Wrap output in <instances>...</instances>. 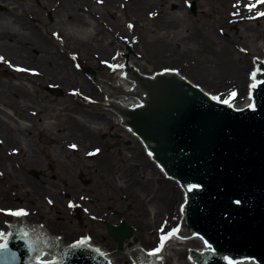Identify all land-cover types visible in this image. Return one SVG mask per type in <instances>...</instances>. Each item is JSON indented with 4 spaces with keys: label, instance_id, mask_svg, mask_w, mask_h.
Listing matches in <instances>:
<instances>
[{
    "label": "rangeland",
    "instance_id": "rangeland-1",
    "mask_svg": "<svg viewBox=\"0 0 264 264\" xmlns=\"http://www.w3.org/2000/svg\"><path fill=\"white\" fill-rule=\"evenodd\" d=\"M123 41L140 70L173 67L217 100L235 93L240 103L251 60L264 57V0H0V234L17 208L27 223H40L63 243L91 237L115 254L113 264H132L94 220L126 219L144 250L175 227L178 195L169 207H133L138 190L150 199L169 180L141 147L145 162H136L133 137L109 106L80 101L105 97L77 63L107 82L113 76L107 64ZM5 45L22 48L9 53ZM77 124L80 130L71 132ZM138 171L151 180L127 187ZM166 264H187L186 250L171 246Z\"/></svg>",
    "mask_w": 264,
    "mask_h": 264
},
{
    "label": "water",
    "instance_id": "water-1",
    "mask_svg": "<svg viewBox=\"0 0 264 264\" xmlns=\"http://www.w3.org/2000/svg\"><path fill=\"white\" fill-rule=\"evenodd\" d=\"M191 9L194 11V4H191ZM250 64L252 72L254 67L259 66V84L254 89L255 106L249 109L253 99L252 87L256 84L251 80L249 90H244L249 107L241 110L209 100L185 78L176 76L180 75L178 72L157 73L156 77L150 78L144 76L148 73L141 75L129 67L125 68L136 84L130 82L128 91L118 96L115 94L119 90L116 81L99 80L93 69L76 65L95 77L86 80H98V88L104 87L105 99L110 95L112 100H118V103L110 105L121 102L122 107L133 105L138 102L139 95L145 96L144 105L140 108H116L124 124L144 140L154 160L170 176L185 185L197 183L201 186L200 191L188 196L186 218L180 231L182 236L199 233L213 247L212 252H196L192 256L197 264H227L231 260L245 258H254L257 263L264 264V64L254 66L253 60ZM131 88L132 92L129 91ZM52 91L60 93L59 90ZM104 102L87 106H109ZM228 105L239 109V104ZM115 115L118 120L122 119L117 112ZM118 126L123 128L120 123ZM158 175L166 177L160 171ZM175 189H179L176 184ZM16 212L17 208L14 209ZM21 217H16L8 225L13 232L10 239L3 243L7 247L0 248V264H42L33 259L38 258L48 246L52 247L50 250L59 261L46 264H108L83 243L60 248L78 241L77 237L62 244L58 240L55 244L44 240L40 234L23 233L20 229L29 233L41 229L45 234L53 235L39 226L25 230ZM124 221L127 223L126 219ZM93 223L101 222L94 220ZM106 226L103 225V234L109 232L111 241L113 239L117 243L112 241L115 251L122 250L127 257H133L135 264H159L158 252H153L151 258L139 252L133 236H130V227L125 224L120 227ZM6 236L7 231L0 239ZM104 255L110 263L113 262L107 254ZM40 259L49 260L51 255L42 252Z\"/></svg>",
    "mask_w": 264,
    "mask_h": 264
},
{
    "label": "bare ground",
    "instance_id": "bare-ground-1",
    "mask_svg": "<svg viewBox=\"0 0 264 264\" xmlns=\"http://www.w3.org/2000/svg\"><path fill=\"white\" fill-rule=\"evenodd\" d=\"M9 37H12V36H9ZM14 40L16 39V37L14 36V38H13ZM6 46V51H9L8 49H11L10 50V52L9 53H12V52H14V51H20V49L22 48V47H20V46H18V47H10V46H8V45H5ZM261 61H263V58H259ZM130 64H132V65H128V67L130 68V69H136V70H138V71H140L142 74H145L146 72H144V71H142V70H140L139 68H138V66H136L134 63H130ZM53 68H58V65H51ZM173 67H164V68H160L159 70H157V71H160V70H164V71H169V72H178L183 78H185L187 81H189L190 83H192L194 86H196V87H198V88H200V89H202V91L204 92V93H208L209 95H211V93L209 92V91H207L206 89H204V88H202V87H200L199 85H197L196 83H194L193 81H191V79L189 78V77H187V76H185V75H183V74H181L179 71H177L175 68H173ZM166 69H169V70H166ZM175 69V70H174ZM235 70L237 71V69L235 68L234 69V72H235ZM154 72H156V71H153V72H150V73H148L149 75H151L152 73H154ZM236 74H235V77H236V80H235V83H237L238 84V82H239V79H240V73L239 72H235ZM114 75V78H113V80L115 81L118 77L119 78H121L120 76V73H119V71L118 72H115V73H113ZM113 76H111V77H109L108 79H107V82H113L112 81V77ZM103 81V80H102ZM251 81V80H250ZM118 88H119V91L120 92H123V90L125 89V88H130V82H128V80H123V79H119L118 80ZM247 84V83H246ZM248 85H249V82H248ZM247 85V87H248V90H249V86ZM122 86H124L125 88H123ZM247 87H246V85H245V90H247ZM213 94V93H212ZM208 95V96H209ZM213 98H216L214 95H211ZM212 97H210L209 96V98H211L212 99ZM237 99V98H236ZM236 99H232L231 101H229V103H231V104H239V109L240 108H247V107H249V105H248V102H247V99H246V96L244 95V97H243V102H240V103H237V102H235V100ZM234 101V102H233ZM115 118L116 119H118L117 117H116V115H115ZM109 120V119H108ZM110 121L111 120H109V123H110ZM79 124H77V126H75V127H71L69 130L71 131V132H74L75 130H77L78 129V131L80 130L79 128V126H78ZM117 129V128H116ZM115 129V131H114V133L115 134H117V131H119V129L118 130H116ZM133 138L131 139V143H132V149L135 151L134 152V154H135V157H136V162L137 163H143V162H145L143 159L142 160H140L139 158V156L141 155V150H140V145H139V142L137 141V139H134L135 138V136L134 135H131ZM134 161H135V159H134ZM155 166V165H154ZM103 167H105L104 166V164H103ZM156 167V166H155ZM145 168L146 169H149V168H151V170H152V167H151V164H148V163H146V166H145ZM157 169V168H156ZM158 170V169H157ZM145 171H138V172H136L134 175H133V177L128 181V182H125L124 184L127 186V187H139V186H143V185H147V183H148V181L149 180H151V178H149V176H145ZM165 178H167V177H165ZM165 181V180H164ZM163 181V182H164ZM171 182V180H169V181H166L165 183L169 186H166V185H164V183L163 184H161V187L159 188V189H156V191H155V195H153V197L152 198H147L148 196H145L144 194H143V192L141 191V190H138L139 192H140V196H138L137 197V199L136 200H134L133 202V204H134V208L136 207L137 209H139L140 211H143L144 210V208L146 207V206H152V203L154 202V204L157 206V208L159 207H169L170 206V202L172 201V200H174L176 197H177V195L178 196H180V198H181V200H180V203H181V201H182V195H181V191H180V189H175V183L173 184L172 182ZM163 187V188H162ZM149 199V200H148ZM180 203H178V206H179V204ZM178 206H177V209H178ZM178 211V210H177ZM178 219H179V215H178V217H177ZM21 222H22V224H23V226H24V228H25V230H27V229H29V228H32V227H35V226H39V227H42L41 226V224L40 223H27L26 221H25V218H21ZM148 223V222H147ZM147 223H145V225L147 226ZM42 229H44V228H42ZM141 229V231H144L145 230V227H144V225L140 228ZM44 230H46V231H48L47 229H44ZM132 236H133V238H135L136 239V236H135V234L133 233L132 234ZM144 237V236H143ZM1 240V239H0ZM63 240H60V244H62L63 242H62ZM85 242L87 243V244H91L90 243V241H88L87 239H85ZM190 242H192L193 243V245L194 246H196V247H200V245H199V241H197V240H195V239H192ZM135 243H136V245H137V248H138V250H139V248H140V244H139V242H138V240H135ZM91 245H93V244H91ZM198 245V246H197ZM93 246H95V247H97V248H100L105 254H107L112 260H113V262H114V255L115 254H113L112 252H110L109 250H106V249H104L103 247H100V246H98V245H93ZM152 250V249H151ZM202 250H205V249H202ZM121 252V251H120ZM174 254L175 255H177V258H178V260H180L181 259V257H180V252L179 251H174ZM123 255H125V254H123ZM172 255L171 254H169V259H170V257H171ZM177 260V259H176ZM175 260V261H176ZM168 261V260H167ZM166 261V262H167ZM113 262L111 263V264H113ZM165 263V262H164Z\"/></svg>",
    "mask_w": 264,
    "mask_h": 264
},
{
    "label": "snow or ice",
    "instance_id": "snow-or-ice-1",
    "mask_svg": "<svg viewBox=\"0 0 264 264\" xmlns=\"http://www.w3.org/2000/svg\"><path fill=\"white\" fill-rule=\"evenodd\" d=\"M253 87H254V85H253ZM232 95L233 96H235V93H232ZM226 103H227V101H225ZM73 147H75V146H73ZM15 215H22L23 213H14ZM164 239H167V237H164ZM4 247H7V245L6 244H3V245H0V248H4Z\"/></svg>",
    "mask_w": 264,
    "mask_h": 264
},
{
    "label": "flooded vegetation",
    "instance_id": "flooded-vegetation-1",
    "mask_svg": "<svg viewBox=\"0 0 264 264\" xmlns=\"http://www.w3.org/2000/svg\"><path fill=\"white\" fill-rule=\"evenodd\" d=\"M87 104V103H86ZM87 105H89V104H87ZM68 145H70V147L71 148H73V149H78V147H77V145L76 144H68ZM73 146H75V147H73ZM95 152H97L98 151V148H96L95 150H94ZM88 156H90V155H88ZM91 157V156H90ZM98 201V200H97ZM134 207V206H133Z\"/></svg>",
    "mask_w": 264,
    "mask_h": 264
}]
</instances>
